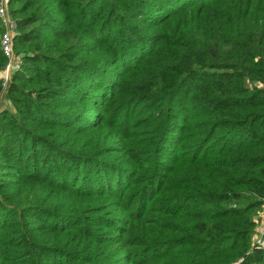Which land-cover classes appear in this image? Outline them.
I'll return each instance as SVG.
<instances>
[{"label":"trees","instance_id":"trees-1","mask_svg":"<svg viewBox=\"0 0 264 264\" xmlns=\"http://www.w3.org/2000/svg\"><path fill=\"white\" fill-rule=\"evenodd\" d=\"M7 9L19 63L0 80V264H115L110 228L124 246L160 247L162 264L260 260L250 236L264 206V0ZM105 112L146 130L136 142L121 131L120 162L92 136ZM168 147L177 153L161 155ZM114 194L118 227L98 213Z\"/></svg>","mask_w":264,"mask_h":264},{"label":"rangeland","instance_id":"rangeland-1","mask_svg":"<svg viewBox=\"0 0 264 264\" xmlns=\"http://www.w3.org/2000/svg\"><path fill=\"white\" fill-rule=\"evenodd\" d=\"M7 62L8 61H5V64ZM5 64H4V67H5ZM4 67H3V69H4ZM2 70H0V73ZM0 75H2V74H0ZM77 108H78V104H75L72 109L76 110L75 112H78ZM146 110H147V108H145L143 110V112H145ZM92 111H93V108L90 107L88 109V112H92ZM108 115H109L108 112H105V114H104L105 120L103 119V121H101V125L99 126V128H95L92 136H93V138L96 137V139L98 141V146L100 145L101 142L106 145L107 148H105L103 150V151L109 153L106 155H108L112 158L116 157L117 161L120 162L121 158L126 157L121 148L125 142L128 144V142L126 140H124V138H123L124 134L122 135L121 131L123 130L124 132H126V134L128 136H131V138H134V141L136 142L135 137H134V133L136 134L138 132L139 133L142 132L143 134H146V130H145V128H141V127H138V128L130 127L129 122L120 124L121 129H119V119L113 120L112 122H108V121H106V120H108V118H107ZM116 117H114L113 119H115ZM138 118H139V116H138ZM96 129L99 132H97ZM129 146L132 149L134 148V146H131V143L129 144ZM178 147H177V149H178ZM177 149H172V147H170V148L168 147L167 149L163 150L161 155H163V154L164 155H167V154L172 155L173 153H177ZM68 162L71 164V161H68ZM110 175H112V174H110ZM170 176L174 177L173 172H172V174L170 173ZM132 191H134V190H131L130 192H132ZM132 194H133V192L130 195H132ZM100 197L104 198V201H106V204L104 205L105 210L103 209V206H101L102 210L98 213H100L101 215H106L107 217H109L111 219L114 218V219H112L111 222L113 225L118 227L119 226V217H122L123 213L126 211L125 208L120 207V205L123 202V199L122 200L119 199V194H114L111 196L105 195V196H100ZM122 197H124V195ZM102 202L103 201L100 202L99 200H96V204L101 205ZM134 204H135V200H132L130 202V208H133ZM29 213H31V212H27L26 216ZM254 213L256 215H258L259 219H258L257 224L255 226L254 232L250 236V245H251V247H253V246L256 247L261 252V248H263L262 246H264V235H261V237H259L258 229H259L261 220L264 217V206L262 207V209L260 211H257ZM51 221H53V220H51ZM47 222H49V221H47ZM61 222H62V220L59 223H61ZM63 222L65 223V221H63ZM108 227H110V226H108ZM99 228L102 230L107 229L105 227V225H102ZM110 229H107V230L111 231L115 238L113 239V242H108V243H109L110 248L112 250L116 249L118 251V253L120 254V255L118 254L117 258L115 259V262H116V263L114 262L115 264H127V260H128L126 258L127 254H123V253H130V261L134 264H162L161 260L159 262L157 261L159 254H160V251H161L160 247L150 248L149 250H145L146 247L140 248V246H137V244H136L138 241L136 239L137 237H133L132 241H131V244H133L135 246H131V245L130 246H124V244H119V239L121 238V234L120 233H114L116 231L115 229H112V228H110ZM263 233H264V229H263ZM142 253H144V254H142ZM60 257L61 256L58 254L57 255L51 254L50 260L51 261H58V260H60ZM142 257L143 258L146 257V258H144V260H143ZM151 258H153L154 260L150 262ZM134 259H138V260L133 262ZM9 264H13V263H9ZM231 264H238V263L235 262V263H231ZM250 264H263L262 263V254L260 256L259 261L251 262Z\"/></svg>","mask_w":264,"mask_h":264},{"label":"built area","instance_id":"built-area-1","mask_svg":"<svg viewBox=\"0 0 264 264\" xmlns=\"http://www.w3.org/2000/svg\"><path fill=\"white\" fill-rule=\"evenodd\" d=\"M7 2L8 0H0V29H1L0 48L6 61H8L5 64L4 69L0 73L2 74L0 75L2 86L6 84L7 80L9 79L10 73L14 69L18 68V63H19V56L18 55L15 56L13 54V49H12V35L14 33L15 24L8 13ZM263 229H264V217L262 218L258 229L259 237H261V235H264ZM262 247H263L261 248L262 263L264 264V246Z\"/></svg>","mask_w":264,"mask_h":264}]
</instances>
